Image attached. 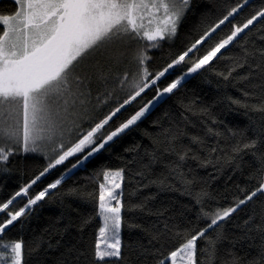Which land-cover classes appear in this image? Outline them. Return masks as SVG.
<instances>
[{"label":"snow or ice","instance_id":"1","mask_svg":"<svg viewBox=\"0 0 264 264\" xmlns=\"http://www.w3.org/2000/svg\"><path fill=\"white\" fill-rule=\"evenodd\" d=\"M13 4L12 10L0 11V173H9V164L19 156L31 154L43 164L0 198V264H28L26 255L39 254L42 242L29 246L23 235L8 233L18 225L22 230L35 208L54 194L61 199L77 196L92 201L93 214L81 219V233L99 221L93 244L68 247L57 264H123L122 186L127 167L98 169L89 178L99 181L95 192H87V186H73L61 193L66 177L109 151L186 78L209 71L231 48L239 47L243 54L230 58L227 73L216 75L227 81L247 66L250 71L240 80H249L253 71L264 78V47L255 44L256 39L264 42V0L257 7L251 0H234L215 20L203 14L196 34L155 68L150 50L177 36L181 23L193 11V0H13ZM248 9L251 11L244 15ZM250 59H258L254 67ZM106 65L107 72L103 70ZM176 72L181 74L169 80ZM94 79L103 85L95 97L91 88ZM149 92L152 96L145 100ZM232 103L249 107L240 100ZM134 104L139 106L125 116ZM105 107L107 111L100 114ZM252 109L264 113V104ZM207 131L216 137L224 135L211 127ZM228 132L232 137L238 135L231 129ZM176 139L174 135L168 138L172 147L166 151L176 154L177 162L171 168L182 179L180 168L188 159L206 167L214 164L213 154L222 151L219 145L208 148L200 136H192L190 145L177 151ZM191 145L206 149L207 156L194 152ZM231 151L228 162L235 161L237 171L241 170L242 154L251 153L257 161L248 183L237 186L238 193L227 207L213 209L206 190L196 193L193 198L199 207L195 221L171 228L166 223L163 231L151 236L149 244L155 245L154 250L143 249L154 264H203L199 257L214 255L218 242L224 239L223 225L255 199L264 198V130L256 139L237 142ZM71 159L75 162L67 167ZM152 159H157L155 153ZM131 163L134 161L125 162ZM54 171L60 174L45 185L44 180ZM136 175L144 177L142 171ZM159 183L163 186V181ZM260 219L256 230L264 233V200ZM255 220V213L245 220L249 231ZM53 247L48 244L49 249ZM55 247H60L59 241ZM259 255L258 261L249 264H264V245ZM230 264H241V258L233 256Z\"/></svg>","mask_w":264,"mask_h":264},{"label":"trees","instance_id":"2","mask_svg":"<svg viewBox=\"0 0 264 264\" xmlns=\"http://www.w3.org/2000/svg\"><path fill=\"white\" fill-rule=\"evenodd\" d=\"M234 0H193V11L181 23L177 36L172 40L161 42L162 46L150 50L153 56L152 67H159L167 58L169 52L178 51L190 36L195 35L201 27V16L209 15V20H215ZM260 0H251L252 6L257 7ZM14 7L13 0H0V11H10ZM248 9L244 15H247ZM226 31V29H225ZM257 47H264V42L255 40ZM242 50L239 47L231 48L225 53V58L214 64L209 71L193 74L182 82L181 87L174 94L167 96L154 107L138 126L125 135H122L109 151L91 158L77 169H74L61 187V193L69 187H86L87 192H95L99 181L93 182L90 177L102 166L113 169L127 167L123 184L125 203V227L122 230V242L124 244L123 264H154L153 257L143 252L147 248L149 252L155 245L149 241L154 233L164 230L167 223L169 227L179 225L185 227L188 222L195 221L198 205L194 196L201 189L206 190L211 200L208 205L215 209L227 207L232 203L238 193L237 186L243 187L248 183L249 176L255 172L257 161L251 153L242 154L240 160L241 170L235 169V161L228 162L232 155V146L237 142H247L256 139L264 130V113L254 111L252 106L264 104V78L255 71L249 80H240V77L248 75L249 68L245 66L233 74V78L225 81L216 75L217 72L227 73L232 65L231 57H240ZM257 61L250 59L253 67ZM103 63V61H102ZM108 71L107 65L103 69ZM180 72L174 73L169 80L176 78ZM93 97L99 91H103V85L93 80L91 85ZM249 95L245 96L244 93ZM149 92L145 100L150 99ZM240 100L247 103L248 108L233 104L232 100ZM95 102V101H93ZM139 104H134L124 115L127 116ZM107 107L101 113L106 112ZM123 119V117H121ZM215 121V123H213ZM87 127V125H85ZM211 127L224 133L216 137L208 133ZM238 133L232 137L228 130ZM176 136L175 148L177 151L188 147L192 136H200L205 140L208 148L216 147L222 151L213 154L214 164L201 167L199 161L188 159L182 164L180 171L183 179L172 172L171 166L177 162L174 152L166 151L172 145L168 143L170 136ZM194 152L207 156V150H202L196 145H191ZM134 149L133 151H130ZM155 153L157 159H152ZM218 157L219 159H215ZM126 161H134L125 164ZM71 159L66 162L71 167ZM43 164L39 157L29 154L27 157L19 156L11 161L9 173H0V198L16 188L17 183L30 178L32 173ZM148 165V167H145ZM142 171L144 177L136 173ZM60 173L54 171L44 180L46 185L58 177ZM184 180L192 181L185 184ZM156 181V183H150ZM163 181V186L159 183ZM147 185V186H145ZM191 193V194H189ZM264 198L255 199L243 210H239L223 225L224 239L217 244L214 255L203 256L199 259L203 264H230L233 256L241 258V264H249V261L260 259V247L264 245V233L256 228L261 224L260 210ZM143 205L142 208L133 207ZM255 213V224L245 225V220ZM93 214L91 200L77 196H61L54 194L46 202L35 208L31 216L25 221L21 230L19 225L8 233L9 236L23 235L30 246L36 242H42V248L38 255L26 259L28 264H57L62 253L67 248L75 245L78 248L89 247L95 239V232L99 225L96 221L84 230L79 231L81 219ZM128 224L139 225L129 228ZM66 229V230H65ZM57 241L60 247H55ZM54 247L49 249L48 244ZM203 248V242L200 244ZM166 252L167 249H164ZM143 253V254H142Z\"/></svg>","mask_w":264,"mask_h":264},{"label":"rangeland","instance_id":"3","mask_svg":"<svg viewBox=\"0 0 264 264\" xmlns=\"http://www.w3.org/2000/svg\"><path fill=\"white\" fill-rule=\"evenodd\" d=\"M122 235V234H121Z\"/></svg>","mask_w":264,"mask_h":264}]
</instances>
